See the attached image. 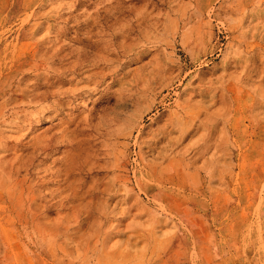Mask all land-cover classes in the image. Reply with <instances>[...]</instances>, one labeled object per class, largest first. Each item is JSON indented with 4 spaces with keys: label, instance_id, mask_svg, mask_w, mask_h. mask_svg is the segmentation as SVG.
<instances>
[{
    "label": "rangeland",
    "instance_id": "obj_1",
    "mask_svg": "<svg viewBox=\"0 0 264 264\" xmlns=\"http://www.w3.org/2000/svg\"><path fill=\"white\" fill-rule=\"evenodd\" d=\"M0 264H264V0H0Z\"/></svg>",
    "mask_w": 264,
    "mask_h": 264
}]
</instances>
